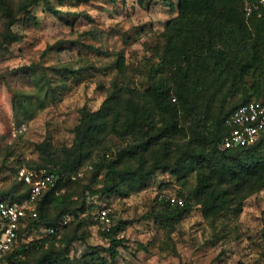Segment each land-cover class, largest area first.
I'll return each instance as SVG.
<instances>
[{"label":"trees","instance_id":"obj_1","mask_svg":"<svg viewBox=\"0 0 264 264\" xmlns=\"http://www.w3.org/2000/svg\"><path fill=\"white\" fill-rule=\"evenodd\" d=\"M40 4L58 17L63 12L53 0H0V51L23 38L16 24L39 23L34 7ZM173 5L177 13L167 19L147 58L146 81L129 77L126 56L118 52L110 84H100L106 97L97 109H80L72 143L59 145L49 138L38 143V157L23 158L16 169L19 180L0 192L6 201L30 195L32 186L18 174L22 166L57 174L35 200L38 216L27 218L18 230L17 250L26 255V264H118L120 248L127 246L120 235L127 227L124 220L101 231L107 245H89L79 256L70 253L101 223L94 218L91 198L129 197L146 189L159 171L176 177L177 196L184 199L174 206L164 194L148 213L168 236L195 207L206 219L239 215L245 201L264 190V133L251 145L221 148L231 130L227 116L248 101H264V8L261 16L247 18L243 0H177ZM53 68L65 76L79 72L68 65ZM35 95L15 93L18 119L33 117ZM10 150L8 156L18 155ZM79 171L83 175L72 179ZM66 215L70 219L63 224ZM50 227L56 231L49 233ZM39 228L46 232L24 240ZM2 232L0 224V237ZM260 257L264 261V243Z\"/></svg>","mask_w":264,"mask_h":264},{"label":"rangeland","instance_id":"obj_2","mask_svg":"<svg viewBox=\"0 0 264 264\" xmlns=\"http://www.w3.org/2000/svg\"><path fill=\"white\" fill-rule=\"evenodd\" d=\"M176 1L53 0L63 11L59 17L40 4L34 7L37 25L26 27L20 22L14 26L23 38L0 51V192L19 180L16 169L23 158L38 157V143L46 138L59 145L72 143L80 109H97L106 97L100 84H110L118 52L126 56L129 77L135 83L146 81L147 58L152 56L165 22L177 13ZM55 43H60L58 48L44 53ZM63 65L79 72L65 76L53 68ZM23 67L29 68L21 70ZM18 91L37 94L32 99L37 110L30 119H18L14 106ZM9 147L18 155L8 156ZM180 190L175 176L159 171L146 189L129 197L93 196L94 215L109 204L112 224L93 225L86 241L74 243L71 255L83 254L89 245H107L101 231L124 220L127 227L120 235L127 246L120 248L118 264H264L260 257L264 190L251 195L239 215L226 213L206 219L195 207L168 236L148 213L157 199L167 193L177 195ZM45 232V228L35 229L24 240Z\"/></svg>","mask_w":264,"mask_h":264},{"label":"built area","instance_id":"obj_3","mask_svg":"<svg viewBox=\"0 0 264 264\" xmlns=\"http://www.w3.org/2000/svg\"><path fill=\"white\" fill-rule=\"evenodd\" d=\"M264 0H243V9L247 18L263 14ZM226 124L231 128L226 135L221 148L251 145L264 133V101L251 100L234 109L226 118ZM19 176L32 186L31 193L21 201L0 200V224L3 229L0 237V264H26V255L17 250L18 230L25 224L27 218L38 216L35 207L36 198L57 179L55 171L49 168L33 169L22 166L18 170ZM83 175V171L72 174V179ZM170 203L174 206L183 205L184 199L177 195H170ZM94 218L96 221L110 226L113 221L112 208L99 209ZM70 215H66L63 224L68 223ZM56 231L55 227L47 230Z\"/></svg>","mask_w":264,"mask_h":264}]
</instances>
